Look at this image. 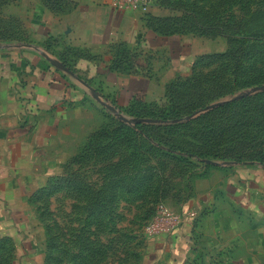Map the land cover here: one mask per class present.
<instances>
[{
	"label": "rangeland",
	"instance_id": "374dc122",
	"mask_svg": "<svg viewBox=\"0 0 264 264\" xmlns=\"http://www.w3.org/2000/svg\"><path fill=\"white\" fill-rule=\"evenodd\" d=\"M43 1L0 0V36L7 28L32 39ZM57 1L67 9L77 3ZM132 12L145 26L175 33L182 49L172 42L178 51L170 59L165 51L118 43L77 50L87 59L80 61L65 44H53L75 76L56 71L70 92L44 164L20 178L12 196H0V264H168L169 249L180 257L185 246L170 235L179 231L195 242L200 210L211 213L222 195L232 198L244 241L260 232L264 243V90L208 109L264 86V0H152L145 12ZM114 60L123 78L148 79L122 86L118 100L122 79L102 75ZM94 96L126 118L157 122H123ZM162 209L178 220L170 224ZM256 252L251 263L264 264V251ZM188 261L216 263L201 255Z\"/></svg>",
	"mask_w": 264,
	"mask_h": 264
},
{
	"label": "crops",
	"instance_id": "0c3cea01",
	"mask_svg": "<svg viewBox=\"0 0 264 264\" xmlns=\"http://www.w3.org/2000/svg\"><path fill=\"white\" fill-rule=\"evenodd\" d=\"M75 2L70 11L62 14L42 7L38 23L29 32L32 39L27 43L0 45V196H12L20 178L29 177L35 167L44 164V148L47 141L56 136L62 105L69 98V88L67 93L64 91L67 82L48 60H56L46 51L48 38L54 39L51 42L54 45L63 43L67 48L92 52L123 43L132 49L165 51L170 59H173L172 52L178 51L172 42L179 43V50L183 47L179 38H164L152 32L145 26L142 14L117 9L114 0ZM139 34L143 39L141 44L137 43ZM176 58L183 61L180 55ZM109 73L115 79H122L114 92L117 100L122 86H127L134 79L148 81L134 74L123 78L118 72L106 68L102 75L108 77ZM230 204H233L232 198L222 195L212 206L211 213L206 214L208 210L203 205L196 233L199 239L197 237L195 242L188 236H181L182 232L171 234L172 242L177 243L180 239L185 246L180 257H177L179 250L176 247L169 249L167 263L189 264L187 259L201 255L204 260L215 264H236L233 261L236 258L242 260H239L240 264H244V259L249 264L252 258L257 257L256 251L262 254L264 243L260 232L244 241ZM240 249H247L249 254H243L245 257L236 254Z\"/></svg>",
	"mask_w": 264,
	"mask_h": 264
},
{
	"label": "trees",
	"instance_id": "16d2710c",
	"mask_svg": "<svg viewBox=\"0 0 264 264\" xmlns=\"http://www.w3.org/2000/svg\"><path fill=\"white\" fill-rule=\"evenodd\" d=\"M43 3H44V5L47 7V8H49L50 10H52L54 13H56V14H62V13H66L67 11H70V9L71 8H69V9H67L68 8V6H67V4L66 3H62V1H57V0H44L43 1ZM62 9H64V10H66V11H61ZM61 11V12H60ZM34 24H37L36 22L34 23ZM149 24L151 25V26H149ZM148 25H147V27L152 31V32H154L157 36H160V37H164V38H166V37H174V36H176L175 35V33H173V32H171V33H167L166 34V32H162V31H164L163 30V25H161V24H155V23H149ZM4 34H7V35H1L0 36V41L1 42H7V43H10V42H12V41H19V42H24V43H27L26 42V40H25V38H24V34H17V33H14V32H12L11 30H9V29H4V32H3ZM10 33V34H9ZM52 40H54L53 38H48V42H47V45L45 46V48H46V51H48L49 53H51L52 55H55V56H57L58 57V59H59V61L65 66V67H67L68 65H67V63H66V60H68V58H67V54H65V53H63L65 56L63 57L62 55H59V54H57L55 51H54V49H53V44L51 43L52 42ZM143 39H142V36H141V34H139L138 36H137V43L138 44H141V41H142ZM119 46H120V44H118ZM66 50L65 51H67V52H72V51H76V52H74V54L75 55H77L78 56V60H83V61H86L87 59H85V58H83V57H86L85 55L83 56V57H81V53L80 52H78V51H80V50H78V49H72V48H65ZM78 50V51H77ZM57 54V55H56ZM117 62H119V61H113L112 62V64L110 65L111 66V71H115V72H118V68L120 67V66H118L117 65ZM120 62H121V60H120ZM134 69H135V72L136 71H139V67L138 66H135L134 67ZM119 73V72H118ZM135 74V73H134ZM243 101V100H242ZM129 103V102H128ZM235 102H233V103H228L227 105H222V106H219L218 108H216L215 110H213V112H216V111H220V110H222V109H224L225 108V106H228V105H233ZM261 109H262V111L260 112V113H263V117H264V102H263V106H261ZM192 112V110H189V111H187L186 113H184V114H190ZM263 143H264V139H263ZM171 149H174L175 151H180V152H184V153H187L188 155H190V156H192V157H198V158H200V159H203L207 154V152H187V151H184V150H182V149H179V148H177V146H172V148ZM263 162H264V152H263Z\"/></svg>",
	"mask_w": 264,
	"mask_h": 264
},
{
	"label": "water",
	"instance_id": "95a60500",
	"mask_svg": "<svg viewBox=\"0 0 264 264\" xmlns=\"http://www.w3.org/2000/svg\"><path fill=\"white\" fill-rule=\"evenodd\" d=\"M49 62L57 69H60L66 73H68L69 75L71 76H75L69 69H67L63 64H61L60 62H58L57 60H52V59H48ZM260 90H264V86H260V87H254L250 90H246L244 92H241L239 95L233 97V98H227L226 100L224 101H220V102H217L211 106L208 107V109L210 108H214L216 106H220L222 103L224 102H227L229 99H238V98H241V97H244V96H247V95H250L256 91H260ZM96 101L101 104L102 106H104L107 110H109L111 113H113L119 120L123 121V122H126V123H131V124H135L137 122H144V123H155L157 122V120H152V119H142V120H132V119H129V118H126L124 116H122L121 114L118 113V111L111 105L107 104L106 102L102 101L98 96H94ZM206 163L208 164H218L216 162H212V161H209V160H206L205 161Z\"/></svg>",
	"mask_w": 264,
	"mask_h": 264
},
{
	"label": "built area",
	"instance_id": "2783aa9c",
	"mask_svg": "<svg viewBox=\"0 0 264 264\" xmlns=\"http://www.w3.org/2000/svg\"><path fill=\"white\" fill-rule=\"evenodd\" d=\"M152 0H114V4L117 9L121 11H143L145 12ZM162 217L169 221L170 224H174L179 217L169 214L165 209H162Z\"/></svg>",
	"mask_w": 264,
	"mask_h": 264
}]
</instances>
